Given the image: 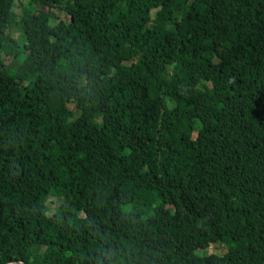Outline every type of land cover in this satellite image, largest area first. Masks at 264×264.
Listing matches in <instances>:
<instances>
[{"label":"trees","instance_id":"1","mask_svg":"<svg viewBox=\"0 0 264 264\" xmlns=\"http://www.w3.org/2000/svg\"><path fill=\"white\" fill-rule=\"evenodd\" d=\"M0 264H264V0H0Z\"/></svg>","mask_w":264,"mask_h":264},{"label":"rangeland","instance_id":"2","mask_svg":"<svg viewBox=\"0 0 264 264\" xmlns=\"http://www.w3.org/2000/svg\"><path fill=\"white\" fill-rule=\"evenodd\" d=\"M15 7H17L16 2H15ZM65 19L66 18L63 13H56V19L51 21V25H53L56 33L59 36L63 35ZM181 128H183V126ZM41 200L45 204L47 216H51L56 211V209L59 207V205L62 203L61 200L59 201L55 200L53 197L47 196V195H43L41 197ZM201 249L202 250L196 252V255L199 257L207 256L210 254H220L224 251V247L219 246V245H213V246L204 247Z\"/></svg>","mask_w":264,"mask_h":264}]
</instances>
